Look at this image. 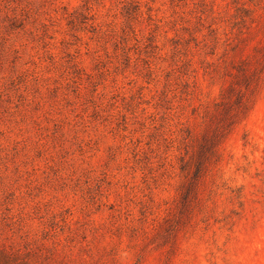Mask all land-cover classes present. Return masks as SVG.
Wrapping results in <instances>:
<instances>
[{
    "label": "rangeland",
    "instance_id": "374dc122",
    "mask_svg": "<svg viewBox=\"0 0 264 264\" xmlns=\"http://www.w3.org/2000/svg\"><path fill=\"white\" fill-rule=\"evenodd\" d=\"M230 87L253 100L182 212ZM1 253L264 264V0H0Z\"/></svg>",
    "mask_w": 264,
    "mask_h": 264
},
{
    "label": "trees",
    "instance_id": "16d2710c",
    "mask_svg": "<svg viewBox=\"0 0 264 264\" xmlns=\"http://www.w3.org/2000/svg\"><path fill=\"white\" fill-rule=\"evenodd\" d=\"M248 13L247 10H245ZM241 72L243 69H240ZM244 82L250 85L252 78L250 75H244ZM227 94L236 95L235 99L231 96H225L224 99L228 100L224 103L226 104L223 111H218L216 114L210 115V122L206 128V132L202 137V141L196 149L195 153L192 155L190 160L187 161L186 166L183 167V171L186 172V179L182 185V191L180 193L179 199L181 203V211L184 209H189V202L197 196L198 184L202 182L203 173L210 165L216 164L221 156V145L226 139L229 133H231L234 125L241 119L246 111L248 110V104L252 102V97H249L246 103L242 102V99L238 95L239 92L235 91L234 87H230ZM240 91V90H239ZM234 105L237 107L232 108ZM15 257V256H14ZM9 261L8 254H0V264L7 263Z\"/></svg>",
    "mask_w": 264,
    "mask_h": 264
}]
</instances>
